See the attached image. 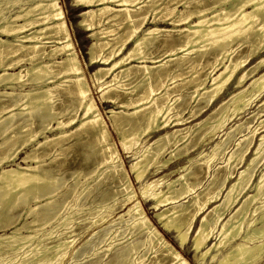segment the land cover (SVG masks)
<instances>
[{
    "label": "bare ground",
    "instance_id": "obj_1",
    "mask_svg": "<svg viewBox=\"0 0 264 264\" xmlns=\"http://www.w3.org/2000/svg\"><path fill=\"white\" fill-rule=\"evenodd\" d=\"M72 3L86 9L78 14L77 26L93 41L87 49L88 65L98 58L101 65H108L93 73L99 98L118 104L119 110L106 111V124L89 94L59 0H0V112H9L7 117L0 116V229H9L0 235V264L74 263L76 240L101 227L92 235L97 241L91 245L95 260L90 264H188L145 214L110 131L117 136L119 149L133 157L128 173L138 184L141 198L151 202L161 229L176 234L180 248L193 236L191 249L198 263L209 258L215 264H258L264 258V168L256 179L252 177L255 164L264 158V115L260 116L264 99L259 111L252 112L254 118L260 116L259 123L234 142L224 159L227 173L221 179L217 176L221 167L214 160L243 125L233 128L230 123L264 96V0ZM159 23L172 28H160ZM148 24L152 27L147 28ZM157 48L165 51L155 55ZM57 55L60 60L55 59ZM115 70L110 80H104ZM232 82L228 98L215 105ZM128 86L136 93L125 98ZM64 95L71 106L59 112L54 104ZM192 100L196 105L187 108ZM64 114L72 118L60 120ZM203 116L190 125V120ZM16 117L21 118L15 122ZM75 121L78 126L67 132L65 128ZM48 132L55 135L50 138L45 135ZM71 137L78 140L64 146L62 141ZM215 137L219 141L214 146L206 153L198 152ZM12 138L16 142L9 144ZM82 143L86 144L81 148L86 156L83 162L98 155V167L89 176L85 173L83 180L80 176L86 167L72 171L69 185L62 177L65 174L59 176L54 169L60 156L67 157L68 150ZM25 149L21 163L26 166L22 167L15 161ZM193 152L198 159L192 158ZM181 160L187 164L173 178L149 179ZM101 171L104 179L115 180L113 197L110 200L100 193L105 201L94 217L77 221L83 207L92 211L100 206L81 203L90 188L98 185L99 180L92 186L90 181ZM201 174L208 176L203 186ZM117 195L122 196L120 205ZM20 204L25 205L24 215L30 222L18 226L8 211ZM123 207L125 214L113 220ZM117 220L125 224L119 232L111 227ZM126 234L130 238L143 235L144 240L104 263L102 255L122 244L119 241ZM89 243L90 239L84 245ZM140 247L144 254L137 256ZM99 252L103 254L98 257ZM2 253L12 255L6 260Z\"/></svg>",
    "mask_w": 264,
    "mask_h": 264
},
{
    "label": "rangeland",
    "instance_id": "obj_2",
    "mask_svg": "<svg viewBox=\"0 0 264 264\" xmlns=\"http://www.w3.org/2000/svg\"><path fill=\"white\" fill-rule=\"evenodd\" d=\"M72 1H74V0H59V4H60V6H61V8H62V10H63V12H64V16H65V21H66V24H67V27H68V29H69V33H70V36H71V41H72V44H73V48H74V50H75V52H76V54H77V57H78V60H79V63H80V67H81V70H82V73H83V76H84V79H85V82H86V84H87V88H88V90H89V94H90V96L92 97V99L94 100V102L96 103V105H97V107H98V110H99V113L101 114V116H102V118L105 120V122H106V124H108V119H107V115L105 114L106 113V111L107 110H109V109H112V110H114V111H118L119 110V105L118 104H116V105H113V104H111V103H103L101 100H100V94H101V92H100V89H98L99 88V85H98V83L95 81V79H94V77H93V73L96 71V70H98L99 68H106L108 65H101V61H100V58H98L97 60H96V63L94 64V65H88L89 64V55L87 54V49H88V47L93 43V41H92V39L89 37V33H87V32H85V31H83L80 27H78L77 26V22L79 21V20H81L80 18H79V16H78V14L80 13V12H82V11H84V10H86V9H82V8H78V7H74L73 6V3H72ZM180 9H182V8H179V10ZM148 20L149 19H151V17H150V15H148V18H147ZM148 27H152V25L151 24H148L147 25V28ZM158 27H160V28H166V29H171L172 27L171 26H169V24H162V23H159L158 24ZM158 49V50H157ZM157 49H153V52H154V54L155 55H160L161 53H163L164 51H165V49H161V48H157ZM161 49V50H160ZM244 50V49H243ZM160 51V52H159ZM60 58H61V56H55V59H58V60H60ZM150 65V64H149ZM117 72V70H115V71H112L109 75H107L106 76V78L104 79V80H106V81H108V80H110L111 79V77H112V75L113 74H115ZM93 78V79H92ZM49 86H52L51 84L49 85ZM232 87L234 88V84H233V82H232V84L230 85V86H228L225 90H224V92L219 96L220 98L218 99V100H216V104L215 105H218L220 102H222V101H224L225 99H227L228 98V96H229V94L232 92ZM129 88V89H128ZM127 90H126V95H124V97L125 98H127L128 96H131L132 94H134V93H136V91L134 92L132 89H131V87L130 86H128L127 88H126ZM97 90V91H96ZM132 90V91H131ZM135 90V89H134ZM58 92H60V91H58ZM57 92V93H58ZM55 93H56V91H55ZM137 93H138V90H137ZM185 93H186V90H184V91H182V94L185 96ZM60 94H62V93H60ZM188 94V93H187ZM67 96V95H66ZM65 95L62 97V99L61 98H59L60 100H57V102H55V104H54V106H56L55 108H56V110L58 111L59 110V112H64V110H67L66 108L68 107V109L70 108V106H71V104H69V102H70V100H68L67 99V97H66ZM187 99H188V97L189 96H185ZM186 99V100H187ZM264 99V96H263V98L260 100L259 99V102H257V103H255L256 105L254 106V104L251 106V108H250V113L251 114H249L248 115V112L247 113H245V114H243V115H241V116H238L232 123H230V125L229 126H232L233 128H235L236 126H237V124L238 125H242L241 127H240V129H239V131L238 132H234L233 133V139H232V141H231V143H229L227 146H225V151H224V153L222 154V156H220V157H218L217 159H215L214 160V162H215V164H218L219 165V167H221V169L219 168L218 170H219V172L217 171V176L219 175L220 176V178H219V176H218V178L219 179H221L227 172V170H225V162H224V159H225V157H227L228 156V153H230L231 151H232V149H233V144H234V142L235 141H237V140H240L241 139V137L242 136H244V135H247V133L250 131V129H253L254 127H256L257 126V124L259 123V121H260V119H258L260 116H262V115H264V113H261L260 114V116H258V117H256V118H254L253 116L255 115V114H253L252 112H258L259 110H257V108H258V106L260 105V103H261V101ZM62 100H64V101H66V102H62ZM59 105H58V104ZM68 103V104H67ZM117 103H119V102H117ZM196 103L197 102H194L193 100L191 101V102H189V104L188 105H186V107L188 108V107H194L195 105H196ZM194 104V105H193ZM57 105L59 106V107H57ZM61 106H63V107H61ZM208 109V108H207ZM4 112H5V114H4ZM17 112V110H14V113H16ZM1 114H0V116H3V117H7V116H9V112L8 111H1L0 112ZM80 115V113L78 112L77 113V115L76 116H79ZM183 115H185V117H187L188 116V114H187V111H185V112H183ZM206 116V115H205ZM205 116H203V117H199V118H195V119H192V120H190L191 122H189L190 123V125L192 124V125H194L196 122H198V121H200L201 119H203ZM58 117H60V116H58ZM20 118L21 117H16V119L14 118V120H15V122H16V120H20ZM70 118H72V116H70V114L69 115H66V114H64V117L61 119L60 118V120H62V121H67V119H70ZM264 118V117H263ZM59 119V118H58ZM173 120V119H172ZM171 120V121H172ZM65 121V122H66ZM170 121V122H171ZM51 125L53 126V127H55L56 125H55V122L53 123V122H51ZM189 124H187V126H188ZM36 126V125H35ZM78 126V123H77V121H75L74 123H72V124H70L69 126H67L66 128H65V130L67 131V132H71V131H73L76 127ZM37 127H39V125L37 124ZM55 132H53V133H47V134H45L46 136H48V137H50V138H52L55 134H54ZM19 135V134H18ZM17 135V138H19L20 137V135L18 136ZM110 135H111V139H112V141H113V143H114V145H115V147L117 148V150H118V152H119V156H120V160H121V163H122V166H123V169L125 170V172L127 173V175H129L128 177H129V179L131 180V182H132V185H133V190L135 191V193H136V196H137V198H138V200L140 201V203H142L141 205H142V208H143V210H144V212H145V214L147 215V217H148V219L150 220V222L158 229V231H160V233L164 236V238L176 249V250H178V252L180 253V255L182 256V258L188 263V264H203V263H205V264H207L208 262V264H215V261H209V258H207V259H205V261L203 262V263H198V262H196V259L194 258V253H193V251H192V249H191V241L193 240V236H192V238L190 239V242L188 243V244H186L185 245V247H183V248H180L179 247V245H178V242H177V238H176V234H174V233H169V232H165L164 230H162L161 229V225L159 224V223H157V221L155 220V212H153L152 211V209H151V206H150V204H151V202H147V201H145L143 198H141V196H140V194H139V186H138V184H136L135 183V180H134V177H133V175L130 173H128L130 170H129V166H130V164H131V162H132V159H133V157H130L129 155H126L125 153H123V151H121L120 149H119V147H118V139H117V136L112 132V131H110ZM221 135V134H220ZM219 135V136H220ZM16 137V136H15ZM15 137H14V139H15ZM13 139V138H12ZM11 139V141L9 142V144L11 143V144H13L14 142H16L14 139L12 140ZM73 139V140H72ZM83 139V138H82ZM17 140V139H16ZM71 140V141H70ZM75 140H78V138L77 137H71V138H69V139H67L66 140V142L65 141H62V144L64 145V146H66V144L67 145H71V144H74L76 141ZM84 140V139H83ZM258 139H256V141H257ZM40 142H42L43 141V139H40L39 140ZM219 141V137L218 138H214L212 141H209L207 144H205V145H203V146H201L200 148H199V150H198V152H202V151H204V153H206L208 150H209V147H212V146H214L217 142ZM254 142H255V140H253V143H252V145H251V148H252V146L254 145ZM71 143V144H70ZM257 143V142H256ZM84 145H86L85 143H82V145L80 146V144H75V146H73V148L71 149V150H68L67 152H66V156L67 157H65V155H64V157L63 156H60L61 158H58V160H57V162H58V164H56V166H55V173L57 174V172H58V175L60 176V175H63V174H65V175H63L62 177L64 178L65 177V179L66 180H68V181H66V183L67 184H72V179H71V177H70V173H72V171H81V170H83V169H85V167H86V169L85 170H83L82 172H83V177L81 178V176H80V179L81 180H83V178H84V175H85V173H86V175L85 176H89V175H91V174H93V171H95L96 170V168L98 167V166H96V165H98L97 163H98V161H99V156L97 155H95V156H91L90 157V162H91V159H92V162L90 163L89 162V160H88V162L86 163V162H83V159H85V153H83V150L84 149H81L82 148V146H84ZM79 147H80V149H79ZM85 147V146H84ZM83 147V148H84ZM75 148V149H74ZM80 150V151H79ZM69 151H70V153H69ZM25 152H26V149L25 150H21L20 151V154L17 156V160L15 161L16 163H18V164H20L22 167H25L26 165H25V163H21V160L25 157ZM76 152V153H75ZM78 152H80V154L78 153ZM67 153H69V154H67ZM72 153V154H71ZM195 153L196 152H193V154H191L192 155V158L194 157V158H196V159H198L199 157H197V155H195ZM74 154V155H73ZM79 156H78V155ZM253 153H252V151H251V153L248 155V158L249 157H251V155H252ZM69 155V156H68ZM82 155H84V156H82ZM77 156V157H76ZM80 156H82V157H80ZM80 159H82V160H79V158ZM84 157V158H83ZM94 157V158H93ZM98 158V159H97ZM221 158V159H220ZM48 158H44V162H46L45 164H48L49 163V159L47 160ZM61 159V160H60ZM65 161H64V160ZM94 159H96L95 161H93ZM98 160V161H97ZM48 161V162H47ZM60 161V162H59ZM61 161H63L65 164V166L64 165H60V164H62V162ZM97 161V162H96ZM81 162H82V165H81ZM28 164H32V162L30 163V162H28ZM74 164V165H73ZM84 164H86V166L84 165ZM93 164V165H92ZM187 163H186V161L185 160H181L179 163H174L173 165H170L167 169H165V170H163V172L162 173H159V174H157V176H149V179H154V177L156 178V177H162V176H164L165 178H167V179H169V178H173L174 176H176L177 175V173H178V171H179V168L181 167V166H183V165H186ZM35 164L33 163V166H34ZM60 166V168H59V166ZM70 165V166H69ZM72 165V166H71ZM79 165H80V167H79ZM88 165V166H87ZM81 166H82V168H81ZM83 166H84V168H83ZM92 166V167H91ZM58 167V168H57ZM75 167H77V168H75ZM79 167V168H78ZM92 169H91V168ZM224 167V168H223ZM57 168V169H56ZM195 168V169H194ZM236 168L238 169V167H235V169H234V173H236ZM240 168V167H239ZM263 168H264V158L262 159V160H259V162L257 161V163L255 164V168H254V170H253V177H252V180H254V179H256L259 175H260V172L263 170ZM60 169V170H59ZM72 169V170H71ZM76 169V170H75ZM78 169V170H77ZM224 169V170H223ZM192 170H196V167H192ZM61 171V172H60ZM65 171V172H64ZM89 172V173H88ZM239 172H240V169H239ZM61 173V174H60ZM68 174H70V175H68ZM98 174V175H97ZM97 174H95L94 176H93V178L91 179V181H90V185L92 186L95 182H96V180L98 181H102V182H99L98 181V183L96 182V184H98V185H96V186H94L93 188H90V193L89 192H87L86 194H85V196L87 195V198H84L83 200H82V205L83 206H87V204H91L92 206H95V205H97L98 204V206H99V204H100V206H99V208H96V209H93L92 211H88L87 210V207H83L82 209L83 210H81V212H82V214H81V212L78 214V215H76L77 217H75V218H77V221H78V219L79 220H81V219H83V218H92V217H94V215H95V213H96V211H98L97 209H100L101 208V203H103L104 201L101 199V196H100V193H106V196L111 200V197H113V196H111V195H113V191L115 190V184H113V182H115V180H112V179H109V177H108V179L106 180V179H104V176H106V174L104 173V172H99V173H97ZM103 174H104V176H103ZM103 177V179H102V177ZM203 176V177H202ZM199 181L201 182V186H203V185H205L207 182H208V176H204L203 174H201V175H199ZM102 179V180H101ZM106 180V181H105ZM106 182V183H105ZM102 183V184H101ZM103 183H105V184H103ZM101 184V185H100ZM99 187V188H98ZM101 187V188H100ZM103 187V188H102ZM96 188H97V190H96ZM92 189H94V190H92ZM100 189V190H99ZM103 189V190H102ZM106 190V191H105ZM252 190H253V186H251V188H249V190H248V192H252ZM93 191V192H92ZM95 193H96V195H95ZM108 193V194H107ZM90 194V195H89ZM99 195V196H98ZM89 196H90V199H89ZM92 196V197H91ZM95 196H97V197H95ZM94 197H95V199H94ZM100 197V198H99ZM108 198H106V200L108 199ZM99 199V200H98ZM108 199V201H110ZM85 200V201H84ZM87 200V201H86ZM92 200V201H91ZM116 200L118 201V205H120L121 203H123V200H122V196L121 195H117L116 196ZM84 201V202H83ZM98 201V202H97ZM89 202H91V203H89ZM96 202V203H95ZM26 207H25V205H23V204H20V205H18V206H15L14 208H12L10 211H8V214L10 215V213L9 212H11V216L13 217V220H17L16 221V224L18 225V226H21L22 225V222L23 223H25V221L26 222H30V218H28V217H26L24 214L26 213V209H25ZM86 210H85V209ZM95 210V211H94ZM126 210H127V208H125V207H123L122 209H118L116 212H115V214H114V217H113V220H115V219H117L120 215H123V214H125V212H126ZM24 212V213H23ZM87 212V213H86ZM90 212H92V213H90ZM95 212V213H94ZM93 214V215H92ZM81 215V216H80ZM83 215V216H82ZM84 215H86V216H84ZM87 215L89 216V217H87ZM92 215V216H91ZM79 216L81 217V218H79ZM125 219L124 220H126L127 219V217H124ZM118 221V222H117ZM114 224H112L113 226H111L112 227V230H115L116 232H119V230L121 229V230H123L124 228H125V224H124V222H119V220H117ZM116 223H118V224H116ZM21 224V225H20ZM116 224V225H115ZM122 224H124V225H122ZM196 226V225H195ZM74 227H76V222H75V225H74ZM103 227H101V228H99V229H97L96 231H94V232H97L98 230H101ZM119 229V230H118ZM5 230V231H4ZM45 230H49V227H46L45 228ZM194 230H195V227H194ZM8 231H9V229H0V235L1 234H3L4 232L6 233H8ZM94 232H91V231H88L85 235H83V236H81L78 240H76L77 242H76V244H75V249H74V255H75V259H74V263H72V261H70V262H68L67 263V261H65L63 264H90V263H92V262H94V258L95 257H93L91 254L93 253V246H91V245H94L95 244V242L97 241L96 239H97V236H92L93 235V233ZM125 232V230L124 231H122V233H124ZM41 234V233H40ZM193 234V233H192ZM127 234L126 235H124V239L122 238L121 239V237H118L119 239H121L119 242H121L122 244H120L119 246H117V247H115L113 250H111V251H109V252H107L104 256L102 255L103 253L102 252H99V254L97 255L98 257L99 256H101L102 255V261L104 262V263H106V261L107 262H109L110 260H112V259H114L115 257V255H117L119 252L121 253V252H125L126 250H127V248H128V245H132V244H135V243H140V242H143V240H144V236L143 235H141V236H133V237H131L130 238V236H127ZM136 237V238H135ZM129 238V239H128ZM133 238V239H132ZM90 239V243L88 244V245H84V243H85V241L86 240H89ZM126 240V241H125ZM216 240H212V243H214ZM124 242V243H123ZM126 244V245H125ZM122 245H123V247H122ZM85 246V247H84ZM100 246H102V245H100ZM99 246V247H100ZM121 247V248H120ZM118 248V249H117ZM143 248L144 247H140L139 248V251H137V256H138V252H139V254H141V255H143L144 253V250H143ZM89 249V250H88ZM123 249H125V250H123ZM121 250H123V251H121ZM224 249H222V251H223ZM221 251V252H222ZM116 253V254H115ZM3 255H1V258L2 259H6V260H9V256L10 255H12V253L10 254L9 253V255H5L4 253H2ZM20 257H21V254H19L18 255V257H17V260L18 259H20ZM111 257H112V259H111ZM91 260V261H90ZM14 262H10L9 264H13ZM96 264H100V262L99 263H96ZM164 264V263H163ZM258 264H264V258L258 263Z\"/></svg>",
    "mask_w": 264,
    "mask_h": 264
}]
</instances>
